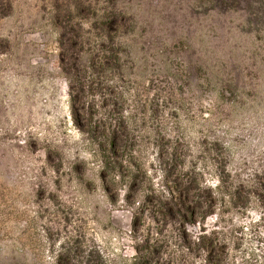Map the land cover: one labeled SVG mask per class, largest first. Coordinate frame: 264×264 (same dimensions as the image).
<instances>
[{"label":"rangeland","instance_id":"374dc122","mask_svg":"<svg viewBox=\"0 0 264 264\" xmlns=\"http://www.w3.org/2000/svg\"><path fill=\"white\" fill-rule=\"evenodd\" d=\"M108 1L0 0V264H202L182 238L199 219L159 211L172 164L216 195L217 219L202 224L219 229L227 260L264 264V185L252 182L264 169V0L221 16L233 92L210 89L197 65L188 81L186 52L109 80L117 98H99L97 116L125 126L115 152L105 130L73 120L58 64L61 25L91 50L92 11Z\"/></svg>","mask_w":264,"mask_h":264},{"label":"trees","instance_id":"16d2710c","mask_svg":"<svg viewBox=\"0 0 264 264\" xmlns=\"http://www.w3.org/2000/svg\"><path fill=\"white\" fill-rule=\"evenodd\" d=\"M240 1L109 0L105 6L92 11L97 37L91 50L82 47L76 31L71 32L70 27L62 24L60 33L64 34V41L60 38L58 64L67 83L73 120L78 125L81 122L91 124L93 130H98V127L105 130L104 144L115 152L118 142H125L128 138L126 128L122 122L116 124L107 120V116H103L104 121L100 119L97 116L100 113L97 111V100L105 99L106 94L117 98L109 88V80L116 74L132 68H146L148 63L153 65L151 61L154 57L155 64L163 66L166 64V55L171 52H186V61L182 62H187L188 81L197 79L194 68L197 65L199 68H206V84L210 89L219 88L227 93L223 90L226 84L233 92L237 87L233 72L236 66L231 54L222 57L217 53L221 54V41L218 43L221 16L229 6L233 3L239 5ZM83 6L80 2L78 13L84 10ZM249 19L246 22H251L250 16ZM119 33L122 38H119ZM85 52L86 56L83 58ZM223 63L230 73L225 78L222 77ZM133 78L137 80V77ZM101 83L106 85L103 90L98 86ZM115 102L108 98L107 106L110 107ZM168 169H163L162 180L166 185L167 197L160 198L159 211L168 218L178 216L182 219L181 224L192 223L194 218L199 219L201 225L198 230L182 238L185 239L183 242L186 250L191 255L198 256L202 264H232L227 260L219 229L206 230V226L202 224L210 214H215V220L217 219L216 195H211L208 187L195 186L197 191H194L191 187L193 179L189 180L186 170L181 172L173 164ZM263 178L264 169L252 175L255 187L264 185Z\"/></svg>","mask_w":264,"mask_h":264}]
</instances>
